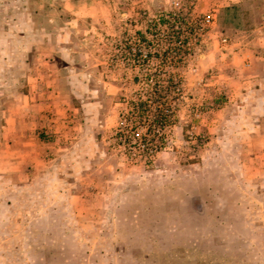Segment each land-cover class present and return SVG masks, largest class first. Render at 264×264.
Masks as SVG:
<instances>
[{
	"label": "rangeland",
	"instance_id": "374dc122",
	"mask_svg": "<svg viewBox=\"0 0 264 264\" xmlns=\"http://www.w3.org/2000/svg\"><path fill=\"white\" fill-rule=\"evenodd\" d=\"M263 13L0 0V264H264V110L242 130L215 122L244 75L231 58L264 56ZM256 77L233 101H264ZM157 128L153 159H130L118 134Z\"/></svg>",
	"mask_w": 264,
	"mask_h": 264
},
{
	"label": "crops",
	"instance_id": "0c3cea01",
	"mask_svg": "<svg viewBox=\"0 0 264 264\" xmlns=\"http://www.w3.org/2000/svg\"><path fill=\"white\" fill-rule=\"evenodd\" d=\"M257 38L261 46H264V33L262 32L254 40H257ZM249 52L246 54L233 56V58H231L230 68L233 69V71H235L236 73L242 71L244 75L239 77V79L232 80L228 89L225 90V93L229 95L230 98L229 100L232 101L226 102L222 106L220 110L224 112L223 117H221L222 119L220 118L215 119V122H217V124L219 123L220 126L221 125L226 126L229 125V123H233V122L234 123L236 122L237 128L239 127L241 130L244 127H249L250 125L255 126V121L257 120V118L256 119L254 118V114H259L264 110V101L261 100L262 97H259L260 101L257 100L255 103L249 101L246 102L233 101L232 94L238 95L237 98H239L240 100L241 98H245L247 100V96L250 93V91L256 94L258 90L257 91L252 90L250 88V83L252 82L254 83L258 81L259 78H261V77H256L257 75L259 76L261 74L264 76V56L262 54H261L262 56L260 57L253 54L251 55L249 54ZM253 60L259 63V70L261 69L260 73H258L257 71L254 73V71H252L253 69L251 67L254 64ZM249 69L254 74H250ZM221 77H222L221 74L216 76L217 79L215 82H217V86L224 87L225 85H227V83H225L224 85V83H222ZM261 88L263 89V92H261ZM260 92H261L260 96L264 94V87H260ZM247 109H250L252 112L251 113L245 112Z\"/></svg>",
	"mask_w": 264,
	"mask_h": 264
},
{
	"label": "built area",
	"instance_id": "2783aa9c",
	"mask_svg": "<svg viewBox=\"0 0 264 264\" xmlns=\"http://www.w3.org/2000/svg\"><path fill=\"white\" fill-rule=\"evenodd\" d=\"M209 21L210 18L206 17L205 22L208 23ZM167 112H169L168 109H161L156 115L157 121L160 122V125L158 126L164 127L163 129H165V127H167L166 125H168L166 123ZM159 130L160 129L157 128L155 131L158 135L154 136L153 134L152 137H150V133L147 131L142 134L137 131H130L126 133L120 132L118 134V139L121 141L124 152L130 159L149 163L156 155L160 148V143L164 139Z\"/></svg>",
	"mask_w": 264,
	"mask_h": 264
},
{
	"label": "trees",
	"instance_id": "16d2710c",
	"mask_svg": "<svg viewBox=\"0 0 264 264\" xmlns=\"http://www.w3.org/2000/svg\"><path fill=\"white\" fill-rule=\"evenodd\" d=\"M140 105H142V104L140 103Z\"/></svg>",
	"mask_w": 264,
	"mask_h": 264
}]
</instances>
